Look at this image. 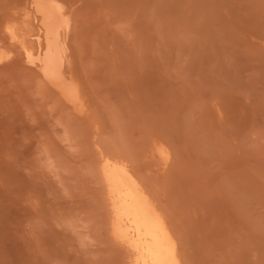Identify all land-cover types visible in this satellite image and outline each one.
I'll list each match as a JSON object with an SVG mask.
<instances>
[{
	"label": "rangeland",
	"instance_id": "1",
	"mask_svg": "<svg viewBox=\"0 0 264 264\" xmlns=\"http://www.w3.org/2000/svg\"><path fill=\"white\" fill-rule=\"evenodd\" d=\"M74 1L84 112L20 59L0 65V264H131L105 156L140 180L182 264H264V0Z\"/></svg>",
	"mask_w": 264,
	"mask_h": 264
},
{
	"label": "bare ground",
	"instance_id": "2",
	"mask_svg": "<svg viewBox=\"0 0 264 264\" xmlns=\"http://www.w3.org/2000/svg\"><path fill=\"white\" fill-rule=\"evenodd\" d=\"M23 17L20 19L21 11ZM74 0H18L0 23V65L20 59L68 105L86 103L73 69ZM158 152L168 157L167 148ZM112 211V234L128 246L131 264H182L179 245L162 211L126 163L102 162Z\"/></svg>",
	"mask_w": 264,
	"mask_h": 264
}]
</instances>
